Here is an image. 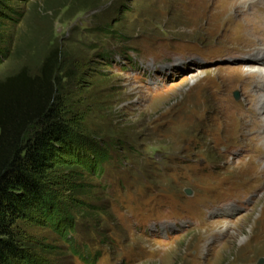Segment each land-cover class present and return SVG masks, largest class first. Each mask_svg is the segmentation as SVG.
Instances as JSON below:
<instances>
[{
	"label": "rangeland",
	"instance_id": "374dc122",
	"mask_svg": "<svg viewBox=\"0 0 264 264\" xmlns=\"http://www.w3.org/2000/svg\"><path fill=\"white\" fill-rule=\"evenodd\" d=\"M242 6L0 0V82L39 76L58 51L72 133L46 186L54 208L18 223L14 264H264V74L234 59L264 41L246 42ZM104 152L99 175L80 169Z\"/></svg>",
	"mask_w": 264,
	"mask_h": 264
},
{
	"label": "trees",
	"instance_id": "16d2710c",
	"mask_svg": "<svg viewBox=\"0 0 264 264\" xmlns=\"http://www.w3.org/2000/svg\"><path fill=\"white\" fill-rule=\"evenodd\" d=\"M49 62L37 77L23 72L0 82V264L25 258L26 252L16 245L18 223L28 220L40 205L54 208L46 186L61 165L58 153L72 138L56 110L61 82L56 74L58 51ZM107 158L104 152L102 158H95L94 168L87 163L80 169L97 176L98 166Z\"/></svg>",
	"mask_w": 264,
	"mask_h": 264
},
{
	"label": "bare ground",
	"instance_id": "6f19581e",
	"mask_svg": "<svg viewBox=\"0 0 264 264\" xmlns=\"http://www.w3.org/2000/svg\"><path fill=\"white\" fill-rule=\"evenodd\" d=\"M227 1V6L232 4L235 0H226ZM237 1H242L243 2V6L242 8L246 9L247 12H251L250 13V17L249 19L252 21V26L251 28H249L248 26H245L244 29L242 27V32L244 33V37L246 38V42L248 44H251L253 42V40L255 39V36L258 35V33L261 34V41H264V16L262 15V13L264 12V9L262 5L264 4V0H237ZM237 21H241L240 17L237 15L235 16ZM239 24V23H238ZM234 27V26H233ZM232 27V28H233ZM249 30L251 31V34H249ZM264 47L260 48L259 50L256 51V53L250 57L251 61L249 58H234L237 61H239V63L242 64H247V63H254L253 61L256 60L261 67L257 68L256 71L258 72H263L264 74ZM261 52H263L261 54ZM253 59V60H252ZM169 67V66H168ZM167 67V68H168ZM166 67H163L164 71L167 69ZM260 74V73H259ZM251 77L249 78L248 82H250ZM249 84V83H248ZM262 94L260 97V104H259V112L261 113V115L263 116V127H264V84L262 85ZM253 102V100H252ZM263 132H264V128H263Z\"/></svg>",
	"mask_w": 264,
	"mask_h": 264
}]
</instances>
